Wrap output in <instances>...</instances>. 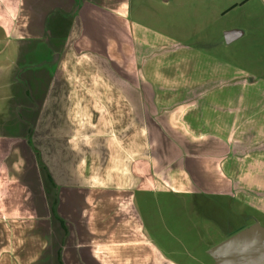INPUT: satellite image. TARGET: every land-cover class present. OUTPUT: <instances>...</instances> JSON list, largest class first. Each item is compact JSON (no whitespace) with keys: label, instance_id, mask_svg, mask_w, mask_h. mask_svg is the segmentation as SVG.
<instances>
[{"label":"crops","instance_id":"1","mask_svg":"<svg viewBox=\"0 0 264 264\" xmlns=\"http://www.w3.org/2000/svg\"><path fill=\"white\" fill-rule=\"evenodd\" d=\"M137 16L130 0H0V54L26 56L24 149L47 190L36 207L29 179L0 177V264H223L221 240L179 221L192 206L159 200L264 212V128L242 95L258 77ZM243 34L221 29L224 44Z\"/></svg>","mask_w":264,"mask_h":264},{"label":"rangeland","instance_id":"2","mask_svg":"<svg viewBox=\"0 0 264 264\" xmlns=\"http://www.w3.org/2000/svg\"><path fill=\"white\" fill-rule=\"evenodd\" d=\"M130 1L132 13H138L137 19L144 24L175 37L179 43L194 44L211 57L226 61L228 65L237 61L241 67L258 77L242 91V95L253 98L251 109H259L251 118V123L264 128V79H261L264 78V0H170L167 6L156 0ZM184 3H192V9L185 12ZM157 16L161 17L157 19ZM224 27L243 29L244 34L236 42L224 44L221 37ZM25 57L20 56L18 65H14L18 58L15 52L6 48L0 54V177L22 175L29 179L30 188L27 192L32 191L34 194L33 190L36 191L35 202L38 207L39 194H46L47 190L45 186L38 188L36 169L32 168L29 162L31 157L27 158L24 149V129L29 115L24 89L26 70H22L24 65L27 66ZM195 62L199 63L197 59ZM233 78L239 79V75L235 74ZM237 93H240V87H237ZM247 105L244 104L245 108ZM260 138L263 141L264 135H260ZM13 189L12 192L16 190ZM189 203L169 202L163 198L159 200L160 208L168 213L192 206L193 213L181 215V218L205 228L202 240L205 244L220 241L251 224H260L264 228V212L252 208L247 201L215 196L196 197ZM150 212L152 220L156 219L155 208ZM184 218L179 221L189 222ZM261 234L264 237V229H261ZM196 251L199 252L200 248Z\"/></svg>","mask_w":264,"mask_h":264},{"label":"water","instance_id":"3","mask_svg":"<svg viewBox=\"0 0 264 264\" xmlns=\"http://www.w3.org/2000/svg\"><path fill=\"white\" fill-rule=\"evenodd\" d=\"M210 252L223 264H264V237L259 226L251 224L213 245Z\"/></svg>","mask_w":264,"mask_h":264}]
</instances>
